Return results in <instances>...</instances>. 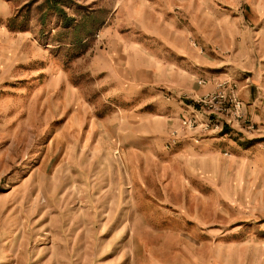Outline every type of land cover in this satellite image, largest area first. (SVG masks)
I'll return each instance as SVG.
<instances>
[{"label":"rangeland","instance_id":"1","mask_svg":"<svg viewBox=\"0 0 264 264\" xmlns=\"http://www.w3.org/2000/svg\"><path fill=\"white\" fill-rule=\"evenodd\" d=\"M0 264H264V0H0Z\"/></svg>","mask_w":264,"mask_h":264},{"label":"built area","instance_id":"2","mask_svg":"<svg viewBox=\"0 0 264 264\" xmlns=\"http://www.w3.org/2000/svg\"><path fill=\"white\" fill-rule=\"evenodd\" d=\"M200 84L205 83V80H199ZM217 89L208 93L199 99L200 105L207 111V119L201 121L200 125L204 127L203 131H209L212 129V118L223 117V120L229 125L240 124L241 122H247V112L244 108V102L240 99L236 88L237 85L230 81L216 82ZM200 114L197 112L196 117L187 118L182 121L185 129H189L195 126V120L200 122ZM178 140L174 139L172 145L177 144Z\"/></svg>","mask_w":264,"mask_h":264},{"label":"crops","instance_id":"3","mask_svg":"<svg viewBox=\"0 0 264 264\" xmlns=\"http://www.w3.org/2000/svg\"><path fill=\"white\" fill-rule=\"evenodd\" d=\"M259 109V108H258ZM260 112V109L258 110ZM261 119V118H260Z\"/></svg>","mask_w":264,"mask_h":264}]
</instances>
